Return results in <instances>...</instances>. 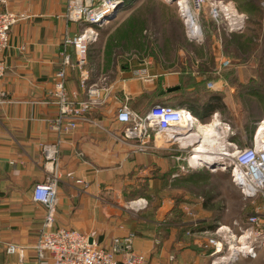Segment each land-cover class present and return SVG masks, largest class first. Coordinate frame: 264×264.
<instances>
[{
	"label": "crops",
	"instance_id": "crops-1",
	"mask_svg": "<svg viewBox=\"0 0 264 264\" xmlns=\"http://www.w3.org/2000/svg\"><path fill=\"white\" fill-rule=\"evenodd\" d=\"M8 3L9 9L28 17L11 30L9 47L3 53L7 70L0 78V264H53L49 254L39 263L34 248L46 208L33 200V188L47 175L43 167V145L59 138L62 174L58 185L56 227L78 230L102 246H110L114 237L135 233V249L146 256L147 264H200L203 256L195 261L185 249L178 254L176 262L171 263L175 255L169 256L167 243L173 240V234H168L165 227L205 222L206 218L192 221L188 217L191 202H195L194 206L196 202L204 204L201 186L206 187L207 182L203 184V179L211 180L220 174L229 177V183L234 184L231 173L225 169L202 170L199 164H191L196 149H192L189 158L186 149L194 139L201 145L203 138L198 135L200 129L196 121L183 120L178 127L185 128L192 123L197 135L188 138L157 135L141 151L137 140L124 138L126 125L116 119L123 105L139 111L143 95L154 94L159 84L164 91L180 85L181 75L187 72L153 73L161 76V80L157 78L156 84H146L132 76V66L123 68L115 62L119 71L109 84L111 92L107 103L90 112L91 121L81 120L73 132L59 135L50 125L60 110L54 93L56 73L65 68L67 91L75 95L76 100H84L83 75L88 76V83H94L96 78L107 81L109 77L105 72V47L97 77L93 66L85 65L83 69L65 66V52L76 63L74 47L65 46L66 37L76 35L87 25L66 19L68 0H8ZM192 75L200 81L208 79L209 92H221L228 111L236 106L243 114L256 115L258 122L250 129L245 127L247 120L244 118L243 133L241 129L234 132L231 120L222 117L220 110L205 121L196 118L202 124L219 123L216 127L218 142L228 153L235 143L245 141L254 145L258 136L264 138V131L258 133V125L264 120V108L253 97L251 103L245 105L246 94L241 97L234 84H245L255 75ZM170 78L175 80L174 84L169 83ZM210 82L213 88L208 87ZM163 94L161 91L156 101L172 103ZM238 137L241 141H237ZM194 167L197 169L192 170ZM175 209L183 212L179 223L169 222L173 220ZM215 223L217 227L209 232L220 239L223 230H227L223 228L230 224L225 219ZM10 244L17 246L15 253L7 252ZM210 248L208 253L201 255L220 254L214 253V247ZM259 254L264 256V248Z\"/></svg>",
	"mask_w": 264,
	"mask_h": 264
},
{
	"label": "rangeland",
	"instance_id": "rangeland-1",
	"mask_svg": "<svg viewBox=\"0 0 264 264\" xmlns=\"http://www.w3.org/2000/svg\"><path fill=\"white\" fill-rule=\"evenodd\" d=\"M180 1L122 0L120 1L122 3L115 9V11L119 10L116 19L114 18L110 23L102 21L101 27L98 28L93 27V23L83 25L82 31L93 27L98 32V40L90 45L86 64L93 66V73L96 77L98 76V67L102 65V54L105 47V59L107 60L105 72L109 77H107V81L106 79L98 81L96 78L95 82L102 87H109L113 76H116L119 71V67L132 66L131 69H134L136 66L146 65L151 74L162 75L173 71L183 72L188 68L192 70L191 73L200 75L242 73L250 76L253 74L257 80L254 84H257L261 92L264 93V0H209L200 12L193 8V4L189 3V0H185L188 12L190 11L189 16L191 15L194 26L200 30V36H196V38L192 37L195 35L190 32L186 21L187 17L184 16L185 13L179 6ZM214 2L221 3L223 9L226 6L227 11H220L219 16L213 14L211 3ZM113 53L114 60L119 67H116L117 64L114 65L113 59H110ZM199 81L198 78L197 82ZM154 82L156 84L157 78ZM174 82L175 80L169 79V83L174 84ZM250 83L248 82L249 85H252L253 82ZM176 86L180 87V85ZM208 87L213 88V82H210ZM228 87L225 86V88ZM226 91L229 92L230 89ZM182 93H184L183 96L177 98L179 101L182 99L187 102L191 101L184 97L190 95V92L183 91ZM144 100L139 105V111L135 112L139 114L148 112L145 110L147 101L144 102ZM262 107L264 108L263 104ZM231 109L232 111H228V114L223 113L222 117L231 120L234 132L236 129L239 131L241 129L243 133V121L244 118L245 121L247 120V113H241L236 106H231ZM131 110L134 111V109ZM195 118L197 117L195 116ZM222 126L224 129L225 125ZM184 127H173L164 136L188 138L197 134L192 123ZM240 138L238 137L237 141H241ZM197 141V139L192 140V144L186 149L187 158L192 154V149L197 148ZM249 146L252 145L245 141L241 144L231 145L229 152L233 156L225 157L215 167H210L203 162H192L191 164L193 166L199 164L200 169L207 171L223 170L224 167H227L226 171L231 172L238 149ZM228 180L229 177L225 178L217 174L208 180L206 187H201V191H208L202 194L203 203L208 199L207 209L204 204L200 205L196 202L194 206L195 202H191L188 210L190 220L206 218L205 222L190 223L180 227H165L168 234H173V240L167 243L169 256L175 255L171 263L176 262L178 254H182L185 249L190 258L195 261L198 256H203L200 264H264L262 254L258 253L257 257L252 258L238 249L232 251L230 248V245L236 246V248L240 246V236L243 233L249 235L247 240L245 238L246 242L255 240L253 239L255 238L254 230L257 225L248 222L250 217L260 216L261 229L264 231V190L256 196H246L234 181V184H230ZM181 217L178 211H175L173 220H169V222L179 223L182 221ZM220 219H225L230 224L219 237L223 241L222 252L213 257L201 255L208 253L211 250L210 247H213L210 239L216 236L209 232L212 230L209 226L213 225L216 228L215 221ZM224 237L229 243L225 241Z\"/></svg>",
	"mask_w": 264,
	"mask_h": 264
},
{
	"label": "built area",
	"instance_id": "built-area-1",
	"mask_svg": "<svg viewBox=\"0 0 264 264\" xmlns=\"http://www.w3.org/2000/svg\"><path fill=\"white\" fill-rule=\"evenodd\" d=\"M120 1L122 0H68L65 17L68 21L76 23H93V27L98 28L101 27L102 21L106 22V18L111 17L122 3ZM208 2L209 0H189L198 12ZM218 3H211L213 14L216 16H219L220 11H227L226 6L223 9L221 3ZM27 17L24 13L9 9L8 0H0V78L7 70L3 53L9 47L11 30ZM93 27L74 36L66 37L65 46L74 47L76 63H73L71 56L65 52V66H74L79 69L85 67L90 45L98 40V32ZM192 37L196 38V36ZM132 76L144 83H151L159 75L151 74L148 67L144 65L132 69ZM66 78L65 68L59 70L54 78V93L60 110L59 115L50 122V125L60 133L59 135L73 132L81 120L91 121L90 112L106 104L111 92V86L102 87L96 82L88 83V76L83 75L82 87L85 89L86 98L79 101L76 100L75 95L72 96L67 91ZM183 116L180 109L156 103L146 114H139L123 105L117 112L116 119L126 125L123 132L124 138L137 140L138 148L142 151L147 148V143L152 138L157 135H167L170 129L180 125ZM60 144L61 139L59 138L53 143L43 145V167L47 175L44 181L36 183L33 188V200L43 204L46 208L39 238L34 246L39 263L49 254L53 264H147L146 256L135 249V233L114 237L110 246H102L78 230L55 226L58 185L62 174ZM234 159L233 171L230 172L232 180L246 196L252 197L261 193L264 190V138L258 136L254 145L238 149ZM224 168L226 170L227 167ZM237 168L239 171H236ZM78 182L83 183L81 180ZM248 222L257 225L254 230L255 238L253 239L255 240L246 242L245 238L247 240L249 235L243 233L237 249L254 258L264 248V231L261 229L260 216H252ZM224 239L229 243L226 237ZM210 243L214 247V253L222 252L223 241L221 239L214 237L210 239ZM232 247L233 245H230L233 251ZM16 250V245L10 244L7 247V252L10 254L15 253Z\"/></svg>",
	"mask_w": 264,
	"mask_h": 264
},
{
	"label": "trees",
	"instance_id": "trees-1",
	"mask_svg": "<svg viewBox=\"0 0 264 264\" xmlns=\"http://www.w3.org/2000/svg\"><path fill=\"white\" fill-rule=\"evenodd\" d=\"M115 55H117V53H115ZM112 56H113V58H112ZM112 56L110 57V59H113L112 63H115L114 53L112 54ZM123 68H125V66ZM191 71L192 70L190 68L183 71V72H187V73H185V74L183 73L184 75H181V84H180L179 89H177L176 91H173V92H165L162 95L165 97L168 96L169 99L172 101V103L170 101H165V102L156 101V98L160 95V92L164 91V89L162 88V86L160 84H159V88L156 89L154 94L143 95V97H141L139 102L141 103V101L144 99H145L144 101H146L149 98H152V99L154 98L153 101L148 100L146 107H145L146 108L145 110H149L156 103H161V104L171 105L177 109H181V108L187 109L193 115H195L197 118H199L201 121H205L216 110H220L225 115L228 114V110L226 109V106L223 103V94L221 92H216L214 94L209 92V90L207 88V80L208 79L201 80V81L197 82V78L194 75H192ZM159 79L161 80V77ZM255 81H257V80H255V77H253L250 81H248L249 83L253 82L252 85H249L248 82H247L248 85L243 84V83H239V82L234 83L236 88H237V91L240 92L241 97H243V95L246 94V97L248 99L245 101V105H248L251 103L250 101H251L252 97L255 98L254 100H258L261 103V105L262 104L264 105V93L261 92V89H260V87H258L257 84H254ZM183 91L190 92V95H188V96L186 95L184 97L188 98L191 101L187 102L184 99L179 101V99H177V98H180L181 96H183L182 95V94H184V93H182ZM205 97H207L208 100H207V102H204V104H203L202 101L205 99ZM173 101L176 103H174ZM255 116L256 115L252 112L247 113V122L245 123V127L247 129L253 128L256 125V122H258ZM202 182L204 184V183L208 182V179L205 178V179H203ZM203 186L204 185H202L201 187H203ZM207 192L208 191L204 190L203 194L207 193ZM206 201L207 202L204 203L205 207H207V205H208V199H206ZM175 211H178L179 216L183 215V212L181 211V209H175ZM209 228L214 229L215 227L212 225V226H209Z\"/></svg>",
	"mask_w": 264,
	"mask_h": 264
},
{
	"label": "bare ground",
	"instance_id": "bare-ground-1",
	"mask_svg": "<svg viewBox=\"0 0 264 264\" xmlns=\"http://www.w3.org/2000/svg\"><path fill=\"white\" fill-rule=\"evenodd\" d=\"M122 6V5H121ZM179 6L182 7V11L185 13L184 16L187 17V24L189 26L190 32L193 33L195 36L200 35V30L198 27L194 26V22L192 21V18L189 16L188 8H187V2L185 0H181L179 2ZM116 12V14H115ZM119 10L114 11V14L111 15L110 18H106V22L110 23L111 21L116 19V16L118 15ZM181 113H183V118L181 122L184 121H196V126L200 129L198 133L202 135V144L198 145L196 150H194V156H192V161L195 163H202L204 161H207L209 163H216L218 161L224 160L227 156H233V154H230L226 151L225 148H223V145L218 142L219 133L217 132L216 128L219 123H211V124H202L199 121L196 120V118L186 109L181 108ZM180 122V123H181ZM264 131V121L260 123L258 128V133H262ZM197 135V134H194ZM214 154V155H213ZM236 171H239L238 168ZM238 173V172H237ZM223 229H227L224 227ZM234 250H236V246L232 247ZM246 249L245 247H243Z\"/></svg>",
	"mask_w": 264,
	"mask_h": 264
},
{
	"label": "water",
	"instance_id": "water-1",
	"mask_svg": "<svg viewBox=\"0 0 264 264\" xmlns=\"http://www.w3.org/2000/svg\"><path fill=\"white\" fill-rule=\"evenodd\" d=\"M177 89H179V86H176V87H169V88H167V90L163 91V93H165V92H173V91H176ZM218 162H219V161H218ZM218 162H216V163H209V162H207V161H204L203 163L208 164L210 167H215V165H216ZM221 165L223 166V164H221ZM91 241H92V239H91Z\"/></svg>",
	"mask_w": 264,
	"mask_h": 264
}]
</instances>
